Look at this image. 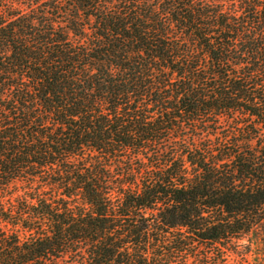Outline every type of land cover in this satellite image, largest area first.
I'll use <instances>...</instances> for the list:
<instances>
[{"label":"trees","instance_id":"1","mask_svg":"<svg viewBox=\"0 0 264 264\" xmlns=\"http://www.w3.org/2000/svg\"><path fill=\"white\" fill-rule=\"evenodd\" d=\"M263 222L264 0H0V264H231Z\"/></svg>","mask_w":264,"mask_h":264},{"label":"rangeland","instance_id":"2","mask_svg":"<svg viewBox=\"0 0 264 264\" xmlns=\"http://www.w3.org/2000/svg\"><path fill=\"white\" fill-rule=\"evenodd\" d=\"M240 245L239 254L231 256V264H264V222Z\"/></svg>","mask_w":264,"mask_h":264}]
</instances>
